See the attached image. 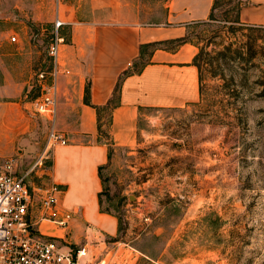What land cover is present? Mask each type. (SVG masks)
<instances>
[{
  "label": "rangeland",
  "instance_id": "obj_1",
  "mask_svg": "<svg viewBox=\"0 0 264 264\" xmlns=\"http://www.w3.org/2000/svg\"><path fill=\"white\" fill-rule=\"evenodd\" d=\"M41 1L0 0V60L9 67L21 62L19 72L29 87L26 100L40 94L36 73L51 64L60 2L62 20L74 5L80 21L142 26L164 23L170 2L117 0L114 7L93 9L91 0H52L47 10ZM244 2L217 0L216 19L189 25L186 38L198 52L209 44L211 56L230 43L236 47L248 41L249 30L230 27ZM69 27L59 29L66 42ZM257 36L264 44V31ZM227 58L219 75H213L215 65L201 61L196 102L143 108L132 146L113 144L110 110L101 112V139L109 144L108 161L101 167V206L119 218L116 238L129 257H137L136 264H264V96L254 84L262 74L252 65L260 60L237 69ZM34 117L36 139L46 142L49 122ZM21 157L15 154L0 164Z\"/></svg>",
  "mask_w": 264,
  "mask_h": 264
},
{
  "label": "crops",
  "instance_id": "obj_2",
  "mask_svg": "<svg viewBox=\"0 0 264 264\" xmlns=\"http://www.w3.org/2000/svg\"><path fill=\"white\" fill-rule=\"evenodd\" d=\"M51 3L39 2L47 10ZM61 4L56 19L70 27L60 59L71 72L60 77L57 129L68 143L51 150L45 181L57 185L58 206L72 219L68 226L43 220L39 230L58 238L66 250L85 246L86 261L136 264L137 257H129L124 243L115 240L119 218L101 206V166L108 161L109 144L101 139L100 115L116 97L117 104L107 108L108 131L113 144L132 146L143 108L181 107L199 100L200 71L194 63L198 47L190 41L176 47L167 44L185 37L189 25L208 20L215 0H170L164 23L143 26L80 21L74 5L62 20ZM91 5L114 7L117 0H91ZM240 19L264 26V0H245ZM145 54L147 61L139 71L121 77ZM12 65L0 60V159L18 154L28 161L25 165L17 158L24 170L33 165L46 142L36 139L37 113L34 99L26 100L29 87L19 72L21 62L17 59Z\"/></svg>",
  "mask_w": 264,
  "mask_h": 264
},
{
  "label": "built area",
  "instance_id": "obj_3",
  "mask_svg": "<svg viewBox=\"0 0 264 264\" xmlns=\"http://www.w3.org/2000/svg\"><path fill=\"white\" fill-rule=\"evenodd\" d=\"M62 25L57 19L49 48V68L36 73L41 92L33 106L49 122L45 146L28 169L20 170L17 158L0 164V264H107L104 260L86 261L85 246L66 250L58 238L39 230L43 220L68 226L72 219L70 212H62L58 206L57 185L45 181L51 150L57 144L68 143L57 129L60 77L71 72L60 59V47L65 42L59 31ZM11 40L19 41L16 35Z\"/></svg>",
  "mask_w": 264,
  "mask_h": 264
},
{
  "label": "trees",
  "instance_id": "obj_4",
  "mask_svg": "<svg viewBox=\"0 0 264 264\" xmlns=\"http://www.w3.org/2000/svg\"><path fill=\"white\" fill-rule=\"evenodd\" d=\"M217 0H215V4L213 7V10L211 12L209 19H216L215 17V9H216ZM241 8V7H240ZM240 13V12H239ZM236 22L235 24H232L230 27L232 31L235 30L242 31L244 29H247L251 32V34H247L248 41L243 42L241 45H238L236 47H233V43H230L226 45L222 50H213L215 54L211 56V51H206V48L209 44H207L205 47H202L200 51L196 54L194 58V63L198 66L200 71V82L202 84V62L209 63L211 66L215 65V68L213 69V75H219V71L221 70L222 62L225 58L229 59L233 63V68L237 69H245L242 66H246L248 64L253 63V60L256 58H259L260 63L258 64H252L255 68H258V70L261 72V76L255 81V86L259 87V92L257 93L259 96H264V44H258L259 36H257L258 33L264 31V26H257V25H250L243 21H241L240 18L237 20H234ZM237 25V26H236ZM189 41L186 36L180 39H177L175 41H172L174 43V46H178L183 42ZM191 42V41H190ZM258 48V49H257ZM136 63L126 71H124L123 76L128 75L130 73L139 71L140 69H134ZM242 65V66H241ZM232 81L235 83L236 77L234 75L231 76ZM119 86L117 85L115 95L118 91ZM202 90V87H200ZM88 101V96H87ZM117 104L116 97L112 98L109 103L103 107V108H111L114 107ZM102 167V166H101ZM108 211V210H105ZM109 212V211H108ZM115 240H118L115 238Z\"/></svg>",
  "mask_w": 264,
  "mask_h": 264
}]
</instances>
